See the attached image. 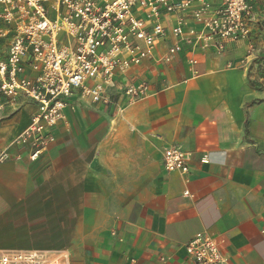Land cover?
<instances>
[{"label": "crops", "instance_id": "1", "mask_svg": "<svg viewBox=\"0 0 264 264\" xmlns=\"http://www.w3.org/2000/svg\"><path fill=\"white\" fill-rule=\"evenodd\" d=\"M259 22L222 53L181 42L165 62L168 35L119 76L109 105L75 94L34 161L12 141L36 106L5 103L0 219L38 215L32 224L57 237L1 248L65 250L70 264H193L184 244L206 231L223 239L222 264H264V13ZM133 83L146 96L126 104ZM170 145L188 153L187 176L163 169Z\"/></svg>", "mask_w": 264, "mask_h": 264}, {"label": "built area", "instance_id": "2", "mask_svg": "<svg viewBox=\"0 0 264 264\" xmlns=\"http://www.w3.org/2000/svg\"><path fill=\"white\" fill-rule=\"evenodd\" d=\"M249 8L247 0L216 6L212 0H0V109L18 98L36 106L12 144L25 146L36 160L55 141L53 128L75 94L109 105L119 76L149 58L168 35L175 42L161 57L165 62L181 42L222 53L226 40L247 39L238 19ZM190 20L201 28L185 30ZM121 90L126 104L146 96L145 83ZM161 162L167 172H190L189 155L178 145L164 147ZM222 244L221 237L198 232L184 244L185 257L222 264ZM0 264L70 262L65 250L0 248Z\"/></svg>", "mask_w": 264, "mask_h": 264}, {"label": "rangeland", "instance_id": "3", "mask_svg": "<svg viewBox=\"0 0 264 264\" xmlns=\"http://www.w3.org/2000/svg\"><path fill=\"white\" fill-rule=\"evenodd\" d=\"M250 8L249 13L242 10L239 13L238 29L245 28L248 30V36L252 32V27H261L260 18L264 13V0H247ZM262 30V28H261ZM240 32V30H238ZM244 40V39H242ZM231 40H226V44L231 43ZM38 213V210L37 212ZM38 215H29L27 217L19 214L0 219V248L6 245H15L26 243L29 241L38 242L41 239L54 240L57 234L54 232H46L41 230L43 225L39 222L33 223L34 219H38ZM6 248V247H3Z\"/></svg>", "mask_w": 264, "mask_h": 264}]
</instances>
